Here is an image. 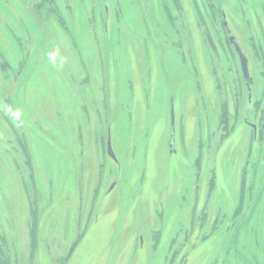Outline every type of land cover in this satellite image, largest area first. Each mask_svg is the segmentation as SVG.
Here are the masks:
<instances>
[{
    "label": "rangeland",
    "instance_id": "1",
    "mask_svg": "<svg viewBox=\"0 0 264 264\" xmlns=\"http://www.w3.org/2000/svg\"><path fill=\"white\" fill-rule=\"evenodd\" d=\"M26 2L0 1V264H256L233 0Z\"/></svg>",
    "mask_w": 264,
    "mask_h": 264
},
{
    "label": "flooded vegetation",
    "instance_id": "2",
    "mask_svg": "<svg viewBox=\"0 0 264 264\" xmlns=\"http://www.w3.org/2000/svg\"><path fill=\"white\" fill-rule=\"evenodd\" d=\"M20 1L21 2L28 1L26 3H29V1H31L34 3V0H25V1L20 0ZM43 1L45 3L52 2V0H43ZM164 4H166V1ZM221 4L222 3L220 1V4L219 3L217 4L218 7ZM155 11L157 12V10ZM164 11L166 17L168 18L170 16V11L165 5H164ZM227 12H229V14H226ZM230 13L236 14V20L230 21L232 28L229 27L230 24L228 25V20H227V17H229ZM208 14H210V12H208ZM220 14H221L220 18H221V26H222L221 29L224 32L227 46L230 48L233 56L235 57L236 62L238 63L239 81L240 83H242L241 85L243 89V95L246 97L248 104L251 103L252 98L254 99L252 103L253 109L256 113L259 114L261 119L260 120L261 125L259 127L257 126V128L256 126L249 123H247L246 125L250 127L251 130L253 131L255 136V142L261 143L263 145L262 142L264 141V0H233V2L231 3L229 2V6L226 5V12L224 11V9H221ZM174 15L177 22L180 19L181 15L177 14V12ZM235 25H238L239 28L238 26L237 28H235ZM232 30L236 31L235 35L232 33ZM177 43L179 44V41ZM251 56L255 58L254 64H259V68L257 69V76L251 74V69H250V64H251L250 62L252 59ZM254 84L258 85L257 92H255ZM172 116H173V112L171 110L170 134L168 138L169 139L168 145L169 146L172 145V147H174V120L172 126ZM224 121L227 122V118L226 120L224 118L223 122ZM226 125L227 124H224L225 127ZM108 143L110 144V148L112 151L111 156L108 153ZM106 152L107 155L113 161L116 162L115 155L113 153L111 146V138H110L109 130L107 132V139H106ZM171 152H174V150L172 149ZM196 165H200V164L198 162L196 163L195 161L193 166L196 168ZM247 166L248 164L246 165V169L242 171V176H243L241 181L242 185L245 184L244 175H246L247 173L248 170ZM253 167L258 169V170H254V175L256 174V176L258 177L259 174L258 163ZM209 191L210 193L212 192L211 189ZM194 201H195V197H194ZM195 219L196 217L192 221H195ZM258 223L256 224V228L259 231L258 234L257 231L254 234H252L255 240L253 244L251 243V247L258 250V255L260 259L257 258L258 262L256 264H264V247L262 248L260 246V244L264 246V234L263 235L260 234V233H264V227H262L261 223L259 224ZM195 224L196 222L195 223L193 222L192 225ZM233 228L234 226L229 227V229H233ZM256 235H258L262 239V241L257 239ZM242 248H245V245H243Z\"/></svg>",
    "mask_w": 264,
    "mask_h": 264
},
{
    "label": "water",
    "instance_id": "3",
    "mask_svg": "<svg viewBox=\"0 0 264 264\" xmlns=\"http://www.w3.org/2000/svg\"><path fill=\"white\" fill-rule=\"evenodd\" d=\"M172 126H173V116H172ZM170 148H172V145L170 146ZM108 153H109L110 156L112 155V151H111L109 143H108Z\"/></svg>",
    "mask_w": 264,
    "mask_h": 264
},
{
    "label": "trees",
    "instance_id": "4",
    "mask_svg": "<svg viewBox=\"0 0 264 264\" xmlns=\"http://www.w3.org/2000/svg\"><path fill=\"white\" fill-rule=\"evenodd\" d=\"M8 264V263H7Z\"/></svg>",
    "mask_w": 264,
    "mask_h": 264
}]
</instances>
